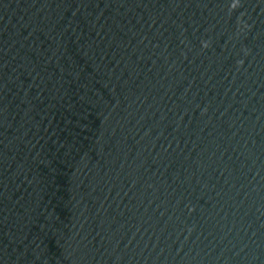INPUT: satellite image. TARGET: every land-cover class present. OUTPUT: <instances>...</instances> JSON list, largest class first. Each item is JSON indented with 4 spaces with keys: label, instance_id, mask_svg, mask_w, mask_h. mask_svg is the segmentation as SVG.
Instances as JSON below:
<instances>
[{
    "label": "water",
    "instance_id": "1",
    "mask_svg": "<svg viewBox=\"0 0 264 264\" xmlns=\"http://www.w3.org/2000/svg\"><path fill=\"white\" fill-rule=\"evenodd\" d=\"M0 264H264V0H0Z\"/></svg>",
    "mask_w": 264,
    "mask_h": 264
}]
</instances>
